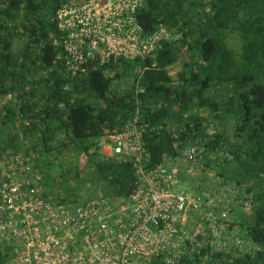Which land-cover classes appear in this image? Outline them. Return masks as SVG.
I'll use <instances>...</instances> for the list:
<instances>
[{
    "label": "trees",
    "instance_id": "16d2710c",
    "mask_svg": "<svg viewBox=\"0 0 264 264\" xmlns=\"http://www.w3.org/2000/svg\"><path fill=\"white\" fill-rule=\"evenodd\" d=\"M69 2L0 0V147L30 155L52 200L79 202L98 190H133L130 162L94 159L90 148L105 128H121L137 111L143 164L151 167L211 122L207 144L222 157L204 158L206 176L243 186L253 201L235 221L258 248L232 264H264V0H144L137 11L144 31L161 23L171 36L161 37L148 66L119 93L112 83L127 79L133 61L86 62L84 72L67 64L55 15ZM69 148L87 168L57 160ZM4 258L0 252V264Z\"/></svg>",
    "mask_w": 264,
    "mask_h": 264
},
{
    "label": "built area",
    "instance_id": "2783aa9c",
    "mask_svg": "<svg viewBox=\"0 0 264 264\" xmlns=\"http://www.w3.org/2000/svg\"><path fill=\"white\" fill-rule=\"evenodd\" d=\"M144 0H71L57 9L64 58L72 71L133 61L148 65L162 36L161 23L145 32L137 19ZM179 34L172 35L177 37ZM84 64V65H83ZM155 62L152 63L154 65ZM108 68L106 73L110 74ZM202 114V113H201ZM138 113L121 128H105L91 146L94 159L115 156L134 169L133 190L125 196L102 192L79 202L49 197L31 157L0 147V252L4 264H232L258 246L235 221L253 203L243 186L206 176L204 158L214 124L173 144L151 167L143 164ZM234 210L235 212H231Z\"/></svg>",
    "mask_w": 264,
    "mask_h": 264
},
{
    "label": "rangeland",
    "instance_id": "374dc122",
    "mask_svg": "<svg viewBox=\"0 0 264 264\" xmlns=\"http://www.w3.org/2000/svg\"><path fill=\"white\" fill-rule=\"evenodd\" d=\"M179 67H180V63L178 62V63H175L170 68V74L172 77L175 76V73L179 70ZM125 71H126V74L128 75L126 80H120V81H116L112 83V89L114 90L115 93H119L123 91L124 89L131 86V83L133 82V78L137 74L138 69H137V66H134V64L132 63L131 67L125 68ZM61 158H63L66 165L70 164V162L72 163L73 161H76L77 166L80 170H84L85 168L88 167L86 157L81 153L76 155V152L74 151L73 148L65 149L64 151H62V153H60L59 156L57 157V160H60ZM99 192L100 191L98 190L93 195H98Z\"/></svg>",
    "mask_w": 264,
    "mask_h": 264
},
{
    "label": "clouds",
    "instance_id": "9594fccd",
    "mask_svg": "<svg viewBox=\"0 0 264 264\" xmlns=\"http://www.w3.org/2000/svg\"><path fill=\"white\" fill-rule=\"evenodd\" d=\"M91 149V148H90ZM92 150V149H91Z\"/></svg>",
    "mask_w": 264,
    "mask_h": 264
}]
</instances>
